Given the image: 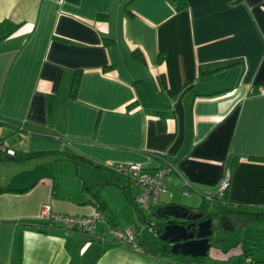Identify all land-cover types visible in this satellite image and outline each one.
<instances>
[{
    "label": "crops",
    "instance_id": "0c3cea01",
    "mask_svg": "<svg viewBox=\"0 0 264 264\" xmlns=\"http://www.w3.org/2000/svg\"><path fill=\"white\" fill-rule=\"evenodd\" d=\"M176 5L0 0V146L14 153L0 149V264H264V245L232 240L239 226L264 231V0ZM154 155L174 162L164 190L193 202L228 180L222 207L204 212L233 231L218 227L230 235L214 236L204 258H172L155 222L161 246L131 232L166 205L139 215V189L109 169L153 173L164 165ZM104 186L122 193L124 218ZM44 206L100 215L87 236L41 217ZM111 230L130 232L134 246Z\"/></svg>",
    "mask_w": 264,
    "mask_h": 264
},
{
    "label": "built area",
    "instance_id": "2783aa9c",
    "mask_svg": "<svg viewBox=\"0 0 264 264\" xmlns=\"http://www.w3.org/2000/svg\"><path fill=\"white\" fill-rule=\"evenodd\" d=\"M259 93L264 95V89H260ZM0 149L6 156H14L12 151L6 150L3 146H0ZM112 169L120 176L127 178L132 187L139 189V193L134 200V205L138 210H147L149 214L159 206L160 194L164 191L163 179L169 174L170 166L164 165L153 173L145 171L139 164H119L113 166ZM227 187L228 180L224 179L215 192L206 193L203 197L209 202H213L214 199L221 198L225 194ZM40 215L43 218H48L50 222L62 224L68 231L81 232L87 236L93 234L95 223L99 219L98 215L80 218L58 216L52 214L48 206L42 208ZM145 227L150 232L155 231V225L152 221H146ZM110 234L118 244L134 246V238L130 232L121 233L111 230Z\"/></svg>",
    "mask_w": 264,
    "mask_h": 264
},
{
    "label": "water",
    "instance_id": "95a60500",
    "mask_svg": "<svg viewBox=\"0 0 264 264\" xmlns=\"http://www.w3.org/2000/svg\"><path fill=\"white\" fill-rule=\"evenodd\" d=\"M154 215L164 221L159 238L170 245L173 256L204 258L218 226L225 232L232 230L230 223H224L222 218L215 219L212 215L205 218L204 211L181 205L160 206Z\"/></svg>",
    "mask_w": 264,
    "mask_h": 264
},
{
    "label": "rangeland",
    "instance_id": "374dc122",
    "mask_svg": "<svg viewBox=\"0 0 264 264\" xmlns=\"http://www.w3.org/2000/svg\"><path fill=\"white\" fill-rule=\"evenodd\" d=\"M59 164V168H60V175H64L66 173L65 171V165L68 166V163L67 162H60L58 163ZM104 168L108 169V167L106 166H103ZM88 170H91V172H93L92 174L89 175V178L90 179H96L95 178V170L91 169L90 167H86ZM110 171H112L111 169H109ZM98 171V169H97ZM113 172V171H112ZM81 173L86 174L85 173V170L82 169ZM66 176H64L62 179H64ZM64 181V180H63ZM67 181H64L63 184V189L65 188H68L67 190L69 191H72L71 187L74 186L75 187V190H78V188L80 187L79 182L78 180L76 181L75 185H73V183H69ZM101 190H103V194L105 196H107V200H108V205H109V209L114 211L115 214L122 218H124V213H125V210H124V207H125V204H124V197L122 195V193H120V191L116 190V188L114 187H101ZM115 192L117 193V195H113V193L111 192ZM138 193V189L137 188H133L132 189V194L133 195H136ZM127 204L128 201H125ZM160 204H163V205H168V204H171V205H181V206H185L187 208H190V209H194V208H199L201 211H205L207 213H212V212H215L217 211L218 209H220L222 206L218 203H215V202H209L207 201L206 199H201L199 201H196V202H193L191 200H189V198L173 191V190H164L161 194H160ZM193 203V204H192ZM130 206V205H129ZM129 210H130V207H129ZM97 214H94V215H100V213L96 212ZM138 214L139 215H143V214H148V211L147 210H138ZM150 220L152 222H155L157 225L158 224H161V221H159L155 216H150ZM136 222H137V227L138 228H143L142 227V224L140 223V221L138 219H136ZM101 223H99L98 225L100 226ZM141 224V225H140ZM145 226V225H144ZM242 226V225H241ZM219 228H221L220 226H218ZM120 230H123V229H120ZM132 233L133 234H136V233H139L138 236L139 238L138 239H145L148 243H153L155 242L158 246H161L162 243L160 241L159 238H157L155 235H152L150 233V230L148 228L144 229V231H141V232H136L135 231V228H132L131 229ZM231 231V230H230ZM233 231V229H232ZM231 231V232H232ZM217 232V229L214 233V236H218L216 240L218 239H221L222 240V237L226 236H229L230 234H225V233H221V236L219 235V233H216ZM232 235H233V238L232 240H234L235 242H237L238 244H241L240 242L243 241L245 243H256L257 244H260L259 247H262L264 245V231H263V228H251V227H237V228H234V231L232 232ZM136 236V235H135Z\"/></svg>",
    "mask_w": 264,
    "mask_h": 264
},
{
    "label": "trees",
    "instance_id": "16d2710c",
    "mask_svg": "<svg viewBox=\"0 0 264 264\" xmlns=\"http://www.w3.org/2000/svg\"><path fill=\"white\" fill-rule=\"evenodd\" d=\"M72 2H74V3H76L78 0H71ZM170 2H171V4H172V6L175 8V9H177V2H178V0H170ZM75 83H76V81H75ZM75 83H73V85H75ZM5 148V147H4ZM156 158H158L159 160H161V162L164 164V165H168V166H170L171 167V170H170V172L169 173H172L173 171H174V162L172 161V160H170V159H168L166 156H164V155H154ZM6 157H8V158H13L14 156H12V157H9V156H6ZM163 165V166H164ZM112 171L114 172V173H116L113 169H112ZM117 174V173H116ZM117 175H119V174H117ZM120 176V175H119ZM123 177V176H122ZM205 198V197H204ZM224 199V195L221 197V198H217V199H214L213 200V202H216V201H221V200H223ZM132 204H133V206H134V208H135V210H137L138 211V209L135 207V205H134V203L132 202ZM205 216V218H208V217H210V214H208V215H204ZM159 228H158V232L160 233L161 232V226H163V224L161 225V224H158L157 225ZM157 231V230H156ZM166 252H168L169 253V255L170 256H172V258L173 257H176L179 261H181V262H188L187 260H192V259H190L189 257H182V256H173V255H171L170 254V252H169V248H166Z\"/></svg>",
    "mask_w": 264,
    "mask_h": 264
},
{
    "label": "flooded vegetation",
    "instance_id": "af4514ba",
    "mask_svg": "<svg viewBox=\"0 0 264 264\" xmlns=\"http://www.w3.org/2000/svg\"><path fill=\"white\" fill-rule=\"evenodd\" d=\"M162 223H164V221L162 220Z\"/></svg>",
    "mask_w": 264,
    "mask_h": 264
}]
</instances>
